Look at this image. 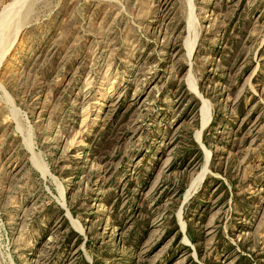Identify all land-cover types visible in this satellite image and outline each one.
I'll use <instances>...</instances> for the list:
<instances>
[{"label": "rangeland", "instance_id": "1", "mask_svg": "<svg viewBox=\"0 0 264 264\" xmlns=\"http://www.w3.org/2000/svg\"><path fill=\"white\" fill-rule=\"evenodd\" d=\"M195 261L264 264V0H0V264Z\"/></svg>", "mask_w": 264, "mask_h": 264}, {"label": "trees", "instance_id": "2", "mask_svg": "<svg viewBox=\"0 0 264 264\" xmlns=\"http://www.w3.org/2000/svg\"><path fill=\"white\" fill-rule=\"evenodd\" d=\"M231 61V58H229V62ZM229 62H226V64H229ZM202 87V90H203V86ZM196 102H197V105L199 104V101L196 99ZM219 120V116L218 114L215 112V115H214V119L211 123V127L210 128H213L216 124H217V121ZM211 131L210 130H206L205 134H204V138H203V141L206 145L210 146V141H209V132ZM190 138H191V149H189L188 153H187V156L191 153V152H194L196 151L197 153L201 154L202 153V150L199 146V144L194 140L193 136H192V133L190 134ZM214 160H215V155H214V158L212 159V162H211V168H215L214 167ZM205 184H207V179L205 181ZM174 224H175V228L178 229V224L176 222V219H174ZM187 235L188 237L191 239V241L193 242H198L197 240V237H196V234L192 228V224L191 223H188V227H187ZM179 236L181 237L182 236V233L179 232ZM198 249V254L199 256H201V250L199 247H197ZM194 264H199L198 262H194Z\"/></svg>", "mask_w": 264, "mask_h": 264}, {"label": "water", "instance_id": "3", "mask_svg": "<svg viewBox=\"0 0 264 264\" xmlns=\"http://www.w3.org/2000/svg\"><path fill=\"white\" fill-rule=\"evenodd\" d=\"M210 121H211V120H210ZM209 124H210V122L208 123V125H209ZM208 125H207V126H208ZM207 126H205V127L202 128V132H203V130H204ZM201 127H202V125H201ZM201 139H202V138H201Z\"/></svg>", "mask_w": 264, "mask_h": 264}, {"label": "bare ground", "instance_id": "4", "mask_svg": "<svg viewBox=\"0 0 264 264\" xmlns=\"http://www.w3.org/2000/svg\"><path fill=\"white\" fill-rule=\"evenodd\" d=\"M205 117V116H204ZM206 124H207V122H206Z\"/></svg>", "mask_w": 264, "mask_h": 264}]
</instances>
